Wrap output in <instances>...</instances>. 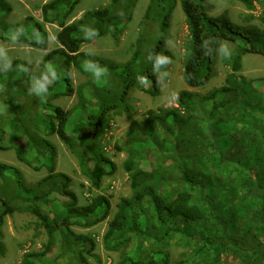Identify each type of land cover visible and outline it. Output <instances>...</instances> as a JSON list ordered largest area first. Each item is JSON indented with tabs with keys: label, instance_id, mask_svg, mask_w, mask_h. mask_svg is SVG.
<instances>
[{
	"label": "trees",
	"instance_id": "obj_1",
	"mask_svg": "<svg viewBox=\"0 0 264 264\" xmlns=\"http://www.w3.org/2000/svg\"><path fill=\"white\" fill-rule=\"evenodd\" d=\"M238 1L252 10L253 0ZM80 2L50 0L42 5V21L58 27L55 39L59 47L44 56L40 73L31 75L33 81L28 86L21 84L27 68L23 61L0 66V150L5 149L1 141L13 133L6 128L8 124L17 126L18 115L30 107L27 105L41 101L50 133L75 156L83 176L99 189L98 169L109 166L110 174L116 170L98 149L109 126L108 114L125 103L131 88L151 96L158 93L153 69L158 51L168 56L164 42L172 13L179 6L189 33L182 71L185 85L199 88L210 81L222 42L234 46L228 61L232 73L226 87L203 97L181 90L176 95L177 108L150 110L144 120L131 121L115 146L117 152L127 153L121 168L128 175L130 196L117 204L102 238L103 248L120 251L119 264H126L130 248L147 244L151 254L137 264H170L163 250L177 238L192 245L195 258L211 253L218 260L224 251H232L264 259V77L248 80L234 74L240 71L243 55L264 57V28L239 26L225 14L211 16L205 0H149L143 26L147 27L145 35L151 37H138L131 60L114 65L80 49L101 36L117 37L131 20L137 0H111L108 6L87 10L81 18L67 23ZM117 6L120 12L116 13ZM10 12V5L0 0V18ZM0 40L47 50L43 24L32 17L15 25L0 22ZM143 42L150 47L145 49ZM86 61L96 69L106 68L104 76L116 73L114 79L120 87L114 98L105 101L94 96L89 103L79 90L78 103L70 111L50 104L51 97L73 95L70 71L83 70ZM55 65L61 78L50 73ZM143 80L150 82L148 88L142 86ZM93 83L94 76L90 85ZM108 83L106 91L104 84L93 86L97 95L98 91H110L113 84ZM11 92L15 93V103ZM7 103L15 107L12 119L1 112ZM77 110L85 115V120L78 119L79 135L68 128ZM21 136L11 147L19 162L32 170L44 166L40 165L42 158H48L50 164L46 176L26 187L17 168L0 163V225L6 215L26 211L39 221L47 238L41 250L24 253L20 264H56L65 251L79 252L78 259L87 264L84 253H90L95 242L72 227L90 229L107 220L109 198L97 195L80 206L69 189L71 179L55 171L54 146L45 142L47 152L39 143L34 145ZM30 147L37 152L35 157L26 154ZM162 187L173 192L163 197Z\"/></svg>",
	"mask_w": 264,
	"mask_h": 264
},
{
	"label": "rangeland",
	"instance_id": "obj_2",
	"mask_svg": "<svg viewBox=\"0 0 264 264\" xmlns=\"http://www.w3.org/2000/svg\"><path fill=\"white\" fill-rule=\"evenodd\" d=\"M11 7V12L6 18H0V22L6 25H15L21 23L27 17H32L37 22L43 24L47 35V50H39L9 40H0V66H4L12 60H20L27 66L25 78L21 84L28 86L29 81H33V74H39L41 71V63L44 56L59 47L55 35L58 27L55 24H47L42 21L41 7L50 0H5ZM111 0H81L77 5L67 23L81 18L84 12L99 7L108 6ZM208 4V13L211 16L219 14L227 15L231 21L242 27H251L262 30L264 28V0H253L252 10H248L238 0H205ZM149 0H137L134 7L131 20L125 25L124 30L117 36L110 35L101 36L90 44L83 45L81 51L96 56L108 64L122 65L131 60L132 54L136 48L138 37L148 38L145 35L146 26H143V16ZM115 11L120 12L118 6ZM164 42L163 50L168 56H163V51H158V60L154 66L153 74L158 80V93L150 95L137 88H131L125 103L118 109L108 114L109 126L98 145V149L106 156L109 161L115 164L116 170L110 174L109 166L98 169L101 174V182L99 189H95L89 179L83 176L80 171L78 161L69 150L64 146L56 135L51 134L48 129L45 113L40 102L31 103L27 110L18 115L19 123H9L6 127L13 133L8 139L1 141V146L5 149L0 150V163L14 166L17 168L25 182V186L29 187L47 175L46 167L50 164L48 158L40 159L39 170H32L30 167L22 164L16 159L15 151L11 147L15 144L21 134L34 145L39 143L42 149L48 148L45 144L53 145L55 148V171L68 176L71 179L69 189L74 192L78 199V204L84 206L91 198L97 195H103L109 198L110 215L107 220L93 226L90 229H83L73 226L72 229L77 234L91 237L94 242V248L90 253H84L87 264H119L121 254L119 252H107L103 248L102 238L107 229V224L114 215L117 204L120 199L130 196L128 175L121 168L122 162L127 157L125 152H117L115 146L122 140L127 132L131 121H142L146 118V114L150 110H158L159 108H177L176 95L181 90H188L198 97H203L213 89L226 87L227 76L232 73L228 61L234 46L225 42L220 43L217 55V61L214 66L213 76L210 81L199 88H188L182 79L183 63L186 57V49L189 42V33L187 30L185 17L179 6L172 13L170 25ZM158 37L157 35L154 36ZM153 38V37H152ZM143 47L146 43L143 42ZM150 45L145 47L148 48ZM86 67L89 70H86ZM120 73V71H118ZM51 74L59 75V67L55 65ZM248 80L264 77V57L253 54H245L242 56L240 71L234 73ZM73 95L67 97H58L49 99V103L58 106L64 111H70L78 103L77 92L80 90L83 97L89 103L94 98H100L105 101H111L120 84L114 79L116 73H108L106 76L101 75L97 81L94 77V85H90L93 78V71L89 66H84L79 71L72 68L70 71ZM62 76V73H61ZM59 78V76H57ZM107 80L111 81L110 91L102 94L95 92V87H101L104 84L105 91L108 90ZM144 88L150 86L147 80L141 81ZM118 84V86H117ZM59 90L60 85L56 86ZM15 93L11 92L10 96L14 102ZM104 95V97H102ZM95 96V97H94ZM94 97V98H93ZM15 103V102H14ZM12 103V104H14ZM14 106L4 105L1 109L8 119L15 117ZM42 108V109H41ZM69 131L79 135L77 130L78 119L85 115L80 110L74 111L70 117ZM32 119H34L32 121ZM222 120V119H221ZM15 133V134H14ZM29 138V139H28ZM40 140L42 142L40 143ZM23 144V143H22ZM7 148V149H6ZM29 157H35L37 152L33 147L26 151ZM0 179V186H1ZM161 196L166 197L173 192V189L160 188ZM175 192V190H174ZM220 197V196H219ZM217 197V198H219ZM250 204H252L249 201ZM254 208V207H253ZM46 234L39 221L26 211H15L12 215H6L3 223L0 225V264H20L22 255L26 252H36L41 250L42 245L46 242ZM89 251V250H88ZM170 264H264V259H256L246 254H236L232 251H224L218 260H214L211 253H204L199 258L194 257V249L187 241L181 239H173L169 245L163 250ZM128 258L130 261L126 264H137L146 257L150 256V248L147 244H135L130 248ZM79 252L65 251L61 254L60 260L56 264H82L78 259ZM153 257L160 259L161 255L153 254Z\"/></svg>",
	"mask_w": 264,
	"mask_h": 264
},
{
	"label": "clouds",
	"instance_id": "obj_3",
	"mask_svg": "<svg viewBox=\"0 0 264 264\" xmlns=\"http://www.w3.org/2000/svg\"><path fill=\"white\" fill-rule=\"evenodd\" d=\"M92 34L95 35V31L92 30ZM86 66H90V69L93 71V76L95 77V79L98 81L99 78L101 77V75H103L107 69H96L95 65L91 64L90 62L86 61L85 62ZM86 70H89L88 67H86Z\"/></svg>",
	"mask_w": 264,
	"mask_h": 264
}]
</instances>
